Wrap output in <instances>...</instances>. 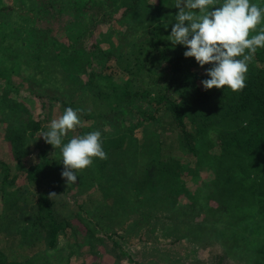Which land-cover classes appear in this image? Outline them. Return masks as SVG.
Masks as SVG:
<instances>
[{
    "label": "trees",
    "instance_id": "trees-1",
    "mask_svg": "<svg viewBox=\"0 0 264 264\" xmlns=\"http://www.w3.org/2000/svg\"><path fill=\"white\" fill-rule=\"evenodd\" d=\"M174 2L42 0L38 8L17 13L19 0H0V60L6 64L0 69V138L8 148L0 159V232L8 231L0 264H74L72 252L37 258L40 251L55 249L57 235L65 230L74 241L79 234L104 264H137L117 233L95 224L92 212L98 213L96 220H113L122 230L128 212L140 214L151 203L167 212L164 223H184L188 236L199 237L207 264H264V49L249 64L242 90L203 89L200 81L210 66H197L183 57L182 46L168 41ZM114 18L118 23L132 18L131 24L140 19L141 31L124 34L118 43L107 38L103 48L93 34L103 37L100 26ZM15 38H22L24 52L35 57L29 63L21 61L22 54L14 56L20 48L9 39ZM46 38L53 52L49 66L75 93L68 102L22 92L10 82L8 72L40 63ZM140 79L155 87H144ZM56 105L54 118L66 107L79 109L81 124L66 133L65 142L101 132L106 159L93 158L91 166L78 171L76 185L66 186L63 179L59 184V150L38 137L54 119ZM34 108L47 110L46 118H35ZM125 151L146 156L138 167L140 176L130 186V178L117 179L103 191L108 180L102 170L118 152L124 162ZM86 189L96 190L87 197ZM183 196L186 202L180 201ZM97 198L98 205L87 207ZM27 213L31 219L21 223ZM162 220L156 219L161 228Z\"/></svg>",
    "mask_w": 264,
    "mask_h": 264
},
{
    "label": "rangeland",
    "instance_id": "rangeland-1",
    "mask_svg": "<svg viewBox=\"0 0 264 264\" xmlns=\"http://www.w3.org/2000/svg\"><path fill=\"white\" fill-rule=\"evenodd\" d=\"M41 1L42 0H19L20 7H14V9L17 10V13L18 9L26 10L29 12L31 11V9L38 8L37 5ZM156 1L157 0H145V4L147 5L149 3H156ZM17 13L15 12L14 17L22 19L18 17ZM141 15L143 16V13H141ZM117 20L118 19L114 18L111 23L100 26L99 30L103 33V37H101L96 31L94 32L93 36L96 42L101 43V46L103 48L107 46V44L104 43L107 38L108 40H112L113 43H118L119 40L117 39H122L124 34L130 32V34L136 33V35H139L141 31L139 26L140 19L138 20L139 24L137 23V20L134 22V24H131L132 18H125L122 22L119 23ZM44 25L47 24L43 22L42 26ZM129 25L130 28L128 29L127 26ZM62 36L63 34L58 37V39L62 40ZM15 39L17 40L9 39L12 45L16 44V47L20 48V51L14 54V56L22 54L21 57H19L21 61L24 59L25 62L29 63L30 59L32 60L35 57L32 58V54L29 53L27 55L24 52L26 49V45L22 44V38ZM7 40L8 38H6L5 42ZM0 46H2V44H0ZM41 46L42 49L40 53V63L36 66H30L29 64L24 65L23 70L17 73L8 72L10 74V82L12 84L14 83L16 85H19V87H21L22 89V92L45 94L56 99H64L66 102L70 101L69 99H73L75 97V93L72 91L73 88H70L66 83L63 82V75H60L59 73L54 75L53 67L49 66V64H51V61L49 60L51 59V54L53 53L51 40L46 38ZM16 51L17 50L15 49L14 52ZM3 57L4 55L0 54V59H2ZM5 67L6 64L2 60H0V69L5 70ZM140 83H142L144 87L146 86L149 89L155 87V85L151 84L152 81L148 79H140ZM57 108L58 106L56 105L55 109H53V118L57 116ZM44 113H48L47 110H38L37 108H34L33 110V115L37 119H43V117L46 118L45 116L47 114L43 115ZM104 133H108V130L103 132V134ZM7 149L8 148L6 144L0 138V159L3 158V155L7 153ZM31 156H34V154H31ZM152 156H155V154L150 155V157ZM121 157V153L118 152L115 157L110 160L109 166L102 170V172H105L104 178L108 180L107 182L103 183V191L109 188V185L113 184L117 179H123V181L126 182V179L129 180L130 178V180L132 181L129 183L126 182V185L129 184L130 186L135 182L136 178L140 176V168L138 167L141 164V160L145 159L146 156H143L142 152H138L136 153V156H132L130 155V151H125V154L123 155V158L125 160L124 162ZM118 161L121 162V170L118 168ZM111 163L114 164L112 165ZM26 164L27 162L23 163L24 166H26ZM22 167L23 166L20 165L17 167V169L22 170ZM124 172H127L128 175ZM148 172H151V167L148 169ZM12 174H15V172H13ZM16 175L18 176L16 183L17 185H20L22 183V180L20 179L21 177L19 176L20 172H17ZM58 181L59 184L63 186L61 177H58ZM94 190L96 189L87 192L88 189H86V196H90ZM189 190H192L194 192L195 189H193V187H189ZM161 192H163V190H161ZM71 193L72 195L74 194L76 196V194L74 193V188ZM196 193H199V191H196ZM95 195L98 196L96 192ZM23 199L29 200L31 198L29 195L24 196ZM99 199L100 198L93 200L91 203L87 204V207L98 205L96 201H98ZM186 199L187 198L183 196L180 198V201L186 202ZM78 200L81 202L80 199ZM21 206H23V204ZM1 208L2 203L0 202V209ZM139 212L140 214H138V212H128L129 221L125 225V228L122 230H120V227L122 225L118 224L116 226L112 222L113 220L107 218L96 220L99 217L98 213L94 211L92 212V214L96 217L94 221L97 226L103 227L105 229H103L105 232H114L118 234V236L120 237L119 244L122 246L124 251H126L131 256V258L137 262V264H207L201 252L199 237L188 236L186 234V225L184 223H164L162 219L163 217L167 216V212L163 208L161 209V206L154 205L153 203L144 207V210L143 208L140 209ZM25 215L26 217H24V220L20 221L24 224L31 219L29 213ZM147 218H149L148 222L143 223V220ZM136 219H139V221L134 222L135 226L134 223L128 225L130 221ZM156 219L162 220L163 228H161L160 222H156ZM2 230L3 229H1L0 232V248L8 243V240L6 239V235H8L6 233H8V231L6 230L4 232V230ZM78 237L79 239L74 241L68 230H65V235L60 232L57 235L56 248L53 250L45 249L38 252L37 258L48 259L49 255L51 256L54 254L67 256L69 252H72L71 259H74V264H81V262H84V264H104L105 260L94 257L90 252V249L86 245H83V242L81 240L82 238L79 236V234ZM20 247H22L21 249L25 248L21 245ZM60 251H63V253H61ZM106 263H108V261Z\"/></svg>",
    "mask_w": 264,
    "mask_h": 264
},
{
    "label": "clouds",
    "instance_id": "clouds-1",
    "mask_svg": "<svg viewBox=\"0 0 264 264\" xmlns=\"http://www.w3.org/2000/svg\"><path fill=\"white\" fill-rule=\"evenodd\" d=\"M173 7L177 11L168 41L182 46L183 57L197 66H210L205 69L207 78L200 81L202 88L242 90L249 64L257 50L264 49V0H175ZM80 124L79 109L66 107L38 135L59 150L60 177L66 186L76 185L78 171L91 166L93 158L106 159L99 130L65 142L66 133Z\"/></svg>",
    "mask_w": 264,
    "mask_h": 264
}]
</instances>
